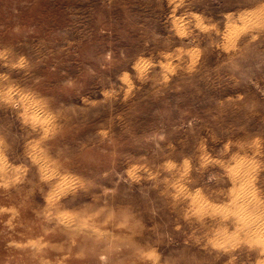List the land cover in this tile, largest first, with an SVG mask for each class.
Returning a JSON list of instances; mask_svg holds the SVG:
<instances>
[{
	"label": "rangeland",
	"instance_id": "374dc122",
	"mask_svg": "<svg viewBox=\"0 0 264 264\" xmlns=\"http://www.w3.org/2000/svg\"><path fill=\"white\" fill-rule=\"evenodd\" d=\"M256 218L264 0H0V264H264Z\"/></svg>",
	"mask_w": 264,
	"mask_h": 264
},
{
	"label": "bare ground",
	"instance_id": "6f19581e",
	"mask_svg": "<svg viewBox=\"0 0 264 264\" xmlns=\"http://www.w3.org/2000/svg\"><path fill=\"white\" fill-rule=\"evenodd\" d=\"M249 174V173H248ZM246 178V177H245ZM248 193V192H247ZM245 204H247L246 202H244ZM254 204V203H253ZM253 208V207H252ZM242 219V218H240ZM244 219V218H243ZM242 219V220H243ZM245 225L248 227V226H252V225H255V226H259V227H262L264 228L263 224H262V220L260 218H256V219H250V220H245ZM249 230V229H248ZM250 231V230H249Z\"/></svg>",
	"mask_w": 264,
	"mask_h": 264
}]
</instances>
